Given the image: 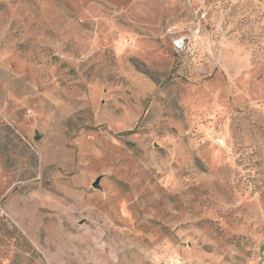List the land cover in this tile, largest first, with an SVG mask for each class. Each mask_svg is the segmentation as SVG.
<instances>
[{"label": "rangeland", "instance_id": "374dc122", "mask_svg": "<svg viewBox=\"0 0 264 264\" xmlns=\"http://www.w3.org/2000/svg\"><path fill=\"white\" fill-rule=\"evenodd\" d=\"M0 264H264V0H0Z\"/></svg>", "mask_w": 264, "mask_h": 264}, {"label": "water", "instance_id": "95a60500", "mask_svg": "<svg viewBox=\"0 0 264 264\" xmlns=\"http://www.w3.org/2000/svg\"><path fill=\"white\" fill-rule=\"evenodd\" d=\"M38 138H39V135L36 134L35 139H38ZM96 185H97L96 183L93 184V186H96Z\"/></svg>", "mask_w": 264, "mask_h": 264}]
</instances>
